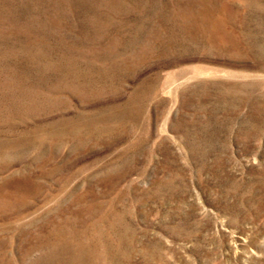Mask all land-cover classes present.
I'll use <instances>...</instances> for the list:
<instances>
[{
  "label": "rangeland",
  "instance_id": "obj_1",
  "mask_svg": "<svg viewBox=\"0 0 264 264\" xmlns=\"http://www.w3.org/2000/svg\"><path fill=\"white\" fill-rule=\"evenodd\" d=\"M0 264H264V0H0Z\"/></svg>",
  "mask_w": 264,
  "mask_h": 264
}]
</instances>
